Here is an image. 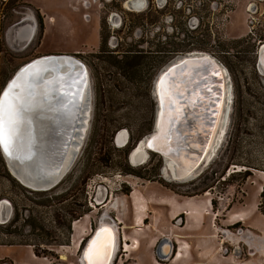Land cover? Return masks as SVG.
Here are the masks:
<instances>
[{
	"label": "rangeland",
	"instance_id": "rangeland-1",
	"mask_svg": "<svg viewBox=\"0 0 264 264\" xmlns=\"http://www.w3.org/2000/svg\"><path fill=\"white\" fill-rule=\"evenodd\" d=\"M15 1L39 10L44 32L23 52L10 49L1 37L0 92L20 66L42 55L75 50L84 35L75 39L80 29L70 21L74 6H80L82 0ZM15 1L1 0L3 18ZM250 1L203 0L202 4V0H185L193 10L207 11L202 30L191 35L209 42L206 51L210 54L206 55L223 64L232 89L233 113L227 118L220 148L209 160L205 158L204 163H208L184 181L171 179L165 171L166 179L174 182L162 176L164 160L158 153L152 152L143 166L132 167L129 151L155 127L154 82L159 74L151 85H134L90 55L94 84L101 87L97 109L91 130L90 109L84 136L90 130L89 140L82 150L83 139L79 148L82 152L60 184L48 191L23 186L10 173L0 149V202L11 201L17 217V222L8 225L10 233L5 228L0 231V244H7L0 247V255L12 256L17 264H80L83 249L100 220L116 217L112 208H96L98 195L107 187L119 188V209L125 213L119 219L122 242L115 264H161L154 258L157 250L153 244L163 236L179 239L175 247L180 249L175 251L182 250L183 254L177 257L174 253L172 258L162 260L165 264H264V77L257 61L259 41L264 40V1L259 2L256 14H249L246 8ZM28 11L30 8L23 7L20 13L13 9L11 13L17 18ZM144 36L155 43L163 40L158 34ZM122 130L130 135V143L117 148L114 135ZM123 190H134L133 228H124L131 225L132 209ZM148 198L153 200L149 219ZM31 246H36L41 258L34 260L27 253ZM3 260L11 261L0 257V262Z\"/></svg>",
	"mask_w": 264,
	"mask_h": 264
},
{
	"label": "water",
	"instance_id": "water-1",
	"mask_svg": "<svg viewBox=\"0 0 264 264\" xmlns=\"http://www.w3.org/2000/svg\"><path fill=\"white\" fill-rule=\"evenodd\" d=\"M23 7L30 8V11L24 12L21 17L16 18L15 16V21L8 24L4 31L6 43L10 49L16 52L27 50L41 32L38 11L34 6H19L13 10L20 13V8ZM262 57H264V45L260 49L259 62ZM178 59L182 60L177 62ZM63 61L69 62L70 67H72L71 70L69 72L56 71L55 87L48 88V92L40 93L39 98H37L39 105L34 107L32 115L29 114L31 110L28 109L26 104L22 113L19 132L14 141L17 145V142L22 140L23 146L28 147L33 152L38 147L37 155L44 163L43 169L42 167L39 169V177L35 178L30 174L22 173L15 163V156L11 148L10 155L1 148L13 177L23 186L34 191H47L56 187L70 171L80 153V151H75L74 153H77L70 163L64 165V160L68 151L71 150L72 144L78 141L76 132L83 105L85 104L87 110L92 108L89 72L86 65L73 55L65 53L46 54L30 60L18 68L1 92V94L6 90L11 92L15 87H10V85H16L18 78L23 79L36 67L44 65L62 66ZM61 62L62 65H60ZM192 62H198L196 65L200 68H191L190 65L194 64ZM49 68L46 67L45 69L49 70ZM178 72H181L180 78L176 79ZM171 73L173 80L171 77L168 84L170 86L166 91V84ZM45 75H42V77H45ZM171 82L173 83L171 84ZM52 83H50V87ZM228 85L230 86L229 109L225 106L226 100L228 101L226 94ZM53 95L58 96V98H49ZM155 96L158 102L156 122L153 131L145 137L150 136L146 148L163 157L164 165L161 172L165 179V171L172 178H177L172 172L168 161L177 160L180 155L192 158L194 168L190 174H194L196 170L208 163L207 161L204 163L208 153L207 147L214 129H216L218 119L225 117L227 114L230 116L232 89L228 72L223 64L211 55L208 58L206 53L203 54V52L188 53L173 60L161 73L155 87ZM170 111L174 112V116L167 126L166 133L161 135L160 125L165 114H169ZM160 135L166 142L164 143L165 149L158 146L157 141ZM104 201L105 198L101 202L97 201V203L101 204ZM2 203L5 204L6 208H9L10 214L11 203L8 200H2L0 205ZM4 220L7 221V218ZM102 220L115 223L116 230L108 225H101ZM122 222L124 221L122 220ZM105 229L108 231H103ZM102 232L106 233L107 241L100 247L102 251L98 254L99 250L94 248V240ZM164 243L169 246V239H163L161 244ZM120 244L121 237L118 222L112 218L103 217L94 234L89 237L79 263L100 264L103 261V264H115V260L120 254ZM157 254L159 259L165 260L169 258L171 251L163 254L158 250Z\"/></svg>",
	"mask_w": 264,
	"mask_h": 264
},
{
	"label": "flooded vegetation",
	"instance_id": "flooded-vegetation-1",
	"mask_svg": "<svg viewBox=\"0 0 264 264\" xmlns=\"http://www.w3.org/2000/svg\"><path fill=\"white\" fill-rule=\"evenodd\" d=\"M131 1L134 0H82L80 6L77 7L74 6V10L76 11H74L75 13H72L71 16L72 20L70 21H72V25L76 24L80 29L75 39H79L78 37L81 33H84L85 36L83 35L82 40L81 39L78 40L82 42L78 44L77 49L75 50L71 49L68 52L66 51L65 54H70L80 59L86 65L89 72L90 82H91V94H92V116H91L90 130L92 129V122L94 121L95 110L97 109L96 107H97L98 97L100 96V94L98 93V89L101 88L98 87V84H94L95 69H94L93 60L88 59L90 55H93L94 58H98L103 63L105 62L107 66L114 68L116 71H118V74L120 76L129 80L134 85H140V83L142 82L146 84H149L150 82L151 85L154 82L157 74H159L154 82V90H155L158 78L160 77L161 73L166 69L165 66L168 67L173 60H176L181 56H185L188 53H200V52L208 53L206 50L209 47V42L204 41L203 38L198 41L197 39H195L196 37L195 35H191V33L198 32V30H202L203 28L205 15L207 16V11H204L205 10L204 8H201L199 11H195L191 8V6H186L185 0H135L136 2H133L130 6H128L127 3L129 4ZM263 1L264 0L250 1L247 4L246 10L249 12V14H256L260 9L259 2H263ZM202 4H203V0H202ZM80 23L82 24L80 25ZM147 27L149 29H147ZM127 29L128 31L126 32ZM41 31L44 32V28L43 29L41 28ZM124 33L126 34V36L123 35ZM146 33H150V35H152L153 37H155V35L158 34L160 38H162L163 40L160 39V41H158L157 43H155L152 40H147L146 36H144ZM202 37H203V32H202ZM208 38L210 39L209 35ZM262 45H264V40L259 41V47L257 51L258 62H259V53ZM57 53H64V51L62 52L58 51ZM193 65L196 64H192V66ZM163 68L164 70L161 72ZM157 70H159L160 73L159 71L158 73H156ZM258 71L264 77L263 72L259 68V63H258ZM98 73L101 74L100 72ZM11 77L9 78V80L11 79ZM96 78L98 79V76ZM8 81L6 82V84L8 83ZM117 82H119V80ZM6 84L4 85V87L6 86ZM114 86L118 88V84L114 83ZM4 87L2 88L1 92L3 91ZM56 98H58V96L57 97L55 96V99ZM232 113L233 110H231L230 112V117ZM231 119L232 118H230L229 121V127L232 124ZM169 124H170V118L167 120V122L163 121L161 134L166 133L167 126ZM90 130L85 138V142L83 144L82 150L85 144L89 140ZM118 133L119 131L116 132V134L114 135V139H113L114 144L116 145L117 148L127 147L128 144L130 143V137H129L130 135L128 134L129 136L126 143L123 146H119L118 142L116 141ZM142 138L137 141L135 146L128 153V160L132 167L143 166L149 161V159L152 156L153 151H150V153H148V149L146 148L147 158L143 160V163L140 165L139 164L136 165L132 162L131 155L135 151V149L139 146L140 140H142ZM148 139L149 138H147V140ZM82 150L80 151V153L82 152ZM147 159L148 161H146ZM193 175L194 174H192L186 179H189ZM186 179H183L181 181H184ZM101 191H102L101 193L106 192L105 202L98 204L96 201L95 204H97L98 206L96 208L108 207V208H112L113 211L117 212L118 216L116 214V217H114V219L116 221L118 220L119 233L121 237V231H120L121 223L119 222V219H122L121 215L125 213L124 212L120 213L121 211L119 209L120 204H119L118 192L120 190L119 188L110 190L109 188L106 187V188H102ZM123 191H125V194H127L130 201V207L132 209V217L130 220L132 221L131 225H127V226L125 225L124 228H133L134 224L132 225V223H134L133 221L136 219L135 217L136 205L131 195H133L134 190H132L131 192H129V190H123ZM188 198H192V197H188ZM147 200L149 201V203H147L148 206L147 219H149V216H151L150 203L153 200H151L150 198H148ZM174 200L178 203L177 199ZM10 203L12 206L11 218H9L5 223L0 222V231H3L2 228H5V232L7 233H10L11 230L10 226L8 225H10L12 221L13 222L16 221L17 218L16 216H14V205L11 201ZM170 206L172 209L173 206L172 205ZM91 212L92 210L89 211V215ZM239 223L240 222L231 224V226H236ZM165 237L166 238L170 237L168 238L169 251H171V257L169 258H172L174 253H177L175 251V249H177V246L175 247V243L179 244L180 242L179 239L173 238L171 236H163L162 238H158L154 242L153 247H155L157 251L160 250L163 254H165L163 248L168 245L165 243L161 244L162 240L166 239ZM1 244L0 247L7 246L6 243L5 244L1 243ZM9 246H16V245L10 244ZM26 247H28V245ZM34 248H36V246H33L31 249H28L27 253H29L30 251L32 252L33 256H35L36 258H41L38 249H34ZM178 249H180L179 246ZM0 257H2V259L5 258L11 259V261L3 260L0 262V264H13V263L17 264L16 259L10 255L4 254V255H0ZM158 257L159 256L157 252H155L154 258L157 259ZM159 260L161 264H165L162 262L161 259Z\"/></svg>",
	"mask_w": 264,
	"mask_h": 264
},
{
	"label": "bare ground",
	"instance_id": "bare-ground-1",
	"mask_svg": "<svg viewBox=\"0 0 264 264\" xmlns=\"http://www.w3.org/2000/svg\"><path fill=\"white\" fill-rule=\"evenodd\" d=\"M134 1H131L129 4L127 3L128 6H130ZM146 4V1H145ZM127 6V7H128ZM207 57L209 58L210 55H207ZM204 58H206L204 56ZM182 59H178L177 62H179ZM63 65L62 62L60 63V65L62 66H38L35 68V70L29 72L26 77H24L23 79H19L18 78V82L15 85V88L11 91V92H17V93H21L24 95L25 99H26V104L28 106V109L30 108L31 113H29L30 115L33 114L34 111V107L39 105V103L37 102V98H39L40 93L43 94L46 91L48 92V88L55 87V76H56V71H61V72H69L70 71V64L67 61H63ZM194 64H198V62H192ZM206 63V62H205ZM191 68H200V66L197 65H190ZM46 67H50L49 70H46ZM259 67L261 69V71L264 74V57L261 58V61L259 62ZM58 68V69H56ZM46 70V71H45ZM45 75V77H42V75ZM180 74L181 72H178L176 75V79L180 78ZM170 79L169 81H167L166 84V91L168 90L169 86L168 85L171 81V77H172V73L169 75ZM43 78V79H40ZM45 78V79H44ZM45 80V81H42ZM47 80H51V81H47ZM173 80V77H172ZM53 82V83H52ZM50 83H52L51 87H50ZM173 82H171L172 84ZM227 96H228V101L226 100L225 102V106L226 108L230 106V86H227ZM49 98H55V95H53V97L49 96ZM174 116V112L170 111L169 114H165L164 116V122H167V120L170 118V122L172 120V117ZM227 118H228V114L225 115V117H221L218 119V122L216 124V129H214L213 132V136L211 137V140L208 144L207 150V156H206V160H209L213 155H215V153L217 152V150L220 148L221 144H222V137L225 133L226 130V125H227ZM89 119H90V109L87 110L85 109V104L83 105V109L81 111V116L79 118V123L77 125V132H76V139H78L77 142H74L72 144V148L70 151H68V154L65 158V162L64 165H67L70 163L71 159L73 158V156L77 153H74L75 151H79V148L81 146V143L84 139V136L86 134L88 125H89ZM169 123V122H168ZM162 126H163V122L160 125V129L162 130ZM162 135V134H161ZM150 138V136L148 137ZM128 139V133L126 132V130H122L118 133L117 135V139L116 141L118 142L119 145H124L126 143ZM147 138H144L142 140H140L139 146L135 149V151L132 153V162L134 164H142L143 160L147 158L146 155V145H147ZM158 146H161L162 148H166L164 143H166L163 138L161 136H159L158 138ZM24 143L22 140L17 142V145H15V142L13 143L11 150L12 153L15 156V163L17 165V167L22 171V173L25 174H30L32 177L38 178L39 177V169L42 167H44V163L40 160V158L37 155L38 152V147H36V151L33 152L32 150L28 149V147H24L23 146ZM75 149V150H74ZM150 151L148 150V153ZM170 167L172 168V172L174 173V175L177 178H172L174 180H183L188 178L191 173V171L193 170L194 166L192 163V158L190 156H184V155H180L179 158L177 160H170ZM46 170V169H45ZM48 172H50L48 170ZM177 174V175H176ZM183 176V178H181ZM105 194L106 192L100 193L99 197L97 198L98 202H101L104 198H105ZM7 202V201H6ZM105 202V201H104ZM9 204V203H8ZM12 210V208H11ZM6 211V212H5ZM143 211V210H142ZM6 214V215H5ZM11 217V213L9 214V208H6L5 204L2 203L0 205V222L2 221H6L4 219L7 218V220ZM139 218V217H138ZM101 225H108L112 228H114L116 230V225L115 223L109 222L107 220H102L101 221ZM94 234V232H93ZM92 234V235H93ZM106 233H101L98 238H96L94 240V248H97V250H99L97 253L100 254L102 249H100V247H102L106 241L107 238L105 236ZM91 235V236H92ZM90 236V237H91ZM163 251L167 254L169 251L168 246H165L163 248ZM182 250H180L177 253V257H182ZM57 264H61V263H57Z\"/></svg>",
	"mask_w": 264,
	"mask_h": 264
},
{
	"label": "snow or ice",
	"instance_id": "snow-or-ice-1",
	"mask_svg": "<svg viewBox=\"0 0 264 264\" xmlns=\"http://www.w3.org/2000/svg\"><path fill=\"white\" fill-rule=\"evenodd\" d=\"M15 87V85H10ZM26 106L23 94L5 91L0 94V148L9 155L21 125V117ZM103 231H108L107 229ZM103 264V261L100 262Z\"/></svg>",
	"mask_w": 264,
	"mask_h": 264
},
{
	"label": "trees",
	"instance_id": "trees-1",
	"mask_svg": "<svg viewBox=\"0 0 264 264\" xmlns=\"http://www.w3.org/2000/svg\"><path fill=\"white\" fill-rule=\"evenodd\" d=\"M13 1H15V0H13ZM16 2L17 1H15L11 4V6L9 7L10 9L8 11H6L5 18H3L4 16H2L1 0H0V16H2L1 17V34H2V37H4V31H5L6 26L15 21V16L13 15V13H11V10L15 9L16 7H19V6H33V5H30L27 3H23L22 1L21 2L18 1L17 3ZM37 11H38V15H39L40 23H41V28L43 29L44 28V21H43V18H42L38 9H37Z\"/></svg>",
	"mask_w": 264,
	"mask_h": 264
},
{
	"label": "crops",
	"instance_id": "crops-1",
	"mask_svg": "<svg viewBox=\"0 0 264 264\" xmlns=\"http://www.w3.org/2000/svg\"><path fill=\"white\" fill-rule=\"evenodd\" d=\"M0 19H1V18H0ZM1 37H2V34H1V20H0V40H1ZM29 255L32 256V258H33L34 260L37 259L35 256H33L32 252H30V251H29ZM36 263H37V262H36ZM19 264H21V263H19ZM34 264H35V263H34Z\"/></svg>",
	"mask_w": 264,
	"mask_h": 264
}]
</instances>
